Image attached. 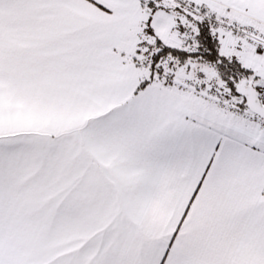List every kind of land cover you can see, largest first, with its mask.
Segmentation results:
<instances>
[{
  "label": "snow or ice",
  "instance_id": "6c2138e0",
  "mask_svg": "<svg viewBox=\"0 0 264 264\" xmlns=\"http://www.w3.org/2000/svg\"><path fill=\"white\" fill-rule=\"evenodd\" d=\"M0 264H264V0H0Z\"/></svg>",
  "mask_w": 264,
  "mask_h": 264
}]
</instances>
